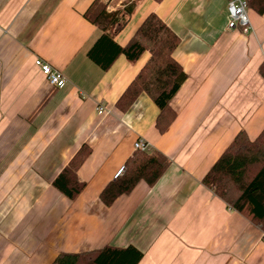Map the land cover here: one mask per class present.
I'll use <instances>...</instances> for the list:
<instances>
[{
  "label": "crops",
  "instance_id": "obj_1",
  "mask_svg": "<svg viewBox=\"0 0 264 264\" xmlns=\"http://www.w3.org/2000/svg\"><path fill=\"white\" fill-rule=\"evenodd\" d=\"M110 12L135 2L115 31L126 46L150 13L179 37L173 56L187 78L171 100L164 133L147 93L117 103L150 58L120 54L103 69L89 50L102 31L86 17L94 0H0V264H52L63 252L105 246L142 253L137 264H264V232L203 179L237 134L264 129V13L252 29L228 27L227 0H103ZM42 58L67 78L50 84ZM108 108L99 114L97 106ZM144 139L170 165L107 204L104 188ZM83 145L71 199L54 180Z\"/></svg>",
  "mask_w": 264,
  "mask_h": 264
},
{
  "label": "trees",
  "instance_id": "obj_2",
  "mask_svg": "<svg viewBox=\"0 0 264 264\" xmlns=\"http://www.w3.org/2000/svg\"><path fill=\"white\" fill-rule=\"evenodd\" d=\"M135 4L132 2L122 10L110 12L103 0H94L85 17L102 34L88 54L103 69H109L120 54L134 61L145 51L150 53L147 63L117 105L126 111L140 93L147 92L160 108L156 125L164 133L177 115L171 100L187 78L183 67L173 56L180 39L157 14L150 13L128 44L118 45L114 41L115 30L128 23ZM248 5L258 13H264V0H248ZM90 151L89 146L83 145L54 180V185L71 199L80 194L86 185L77 171ZM170 163L163 154L136 149L125 163L123 175L104 188L102 199L110 204L118 196L130 193L140 181L154 185ZM203 183L230 208L264 228V129L253 140L244 130L239 132L205 175ZM141 258L142 253L133 247L120 249L105 246L82 253H60L52 264H137Z\"/></svg>",
  "mask_w": 264,
  "mask_h": 264
},
{
  "label": "built area",
  "instance_id": "obj_3",
  "mask_svg": "<svg viewBox=\"0 0 264 264\" xmlns=\"http://www.w3.org/2000/svg\"><path fill=\"white\" fill-rule=\"evenodd\" d=\"M228 4V27L234 29L241 27L244 32H248L252 29V23L249 16L248 0H227ZM36 66L41 70L42 74L47 78L50 84L56 87H62L67 82V78L59 70L51 66V64L45 62L42 58H36ZM99 114H105L109 110L104 103H100L97 106ZM135 148L143 151H148V144L144 139H139L135 142ZM125 171V165L120 167L116 172L115 179L122 176ZM264 232V228H263Z\"/></svg>",
  "mask_w": 264,
  "mask_h": 264
},
{
  "label": "bare ground",
  "instance_id": "obj_4",
  "mask_svg": "<svg viewBox=\"0 0 264 264\" xmlns=\"http://www.w3.org/2000/svg\"><path fill=\"white\" fill-rule=\"evenodd\" d=\"M49 82V81H48ZM146 142V141H145ZM134 147H135V145H134ZM135 150H136V148H135Z\"/></svg>",
  "mask_w": 264,
  "mask_h": 264
}]
</instances>
